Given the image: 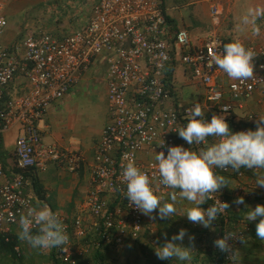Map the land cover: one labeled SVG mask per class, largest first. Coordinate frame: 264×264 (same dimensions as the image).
Listing matches in <instances>:
<instances>
[{
	"label": "built area",
	"instance_id": "2783aa9c",
	"mask_svg": "<svg viewBox=\"0 0 264 264\" xmlns=\"http://www.w3.org/2000/svg\"><path fill=\"white\" fill-rule=\"evenodd\" d=\"M210 8L212 14L217 13L214 4ZM6 26L0 4V34ZM223 45L218 35L192 45L185 29L170 37L161 0H96L85 24L61 37L39 30L12 44L0 42V143L6 131H17L12 162L0 159V234L4 239L18 235L20 216L29 207L48 205L29 184L25 172L43 171L51 162L75 170L82 161L80 154L44 142L38 122L50 103L63 97L96 57L106 63L109 117L100 132L85 198L71 216L52 209L61 217L69 237L67 244L54 252L62 261L74 262L72 256L83 252L77 249L78 240L85 239L89 231H95L106 244L141 236L146 215L124 196L123 166L134 159L152 177L163 203L171 190L158 185L155 152L167 155L170 146L197 147L188 145L176 132L187 122L186 109L192 104L174 106L165 83L166 68L175 53L192 79L202 83L212 113L225 115L226 121L236 106L242 108L245 98L256 91L264 93V46L248 45L254 54L253 77L237 81L212 63L211 57L221 52ZM219 73L226 82L216 79ZM248 115L258 117L253 112ZM211 117L204 114L206 120ZM163 140L164 145H159ZM242 174L239 170L233 175L239 178ZM226 194L225 187L212 194L210 205L218 199L227 202ZM222 217L226 222L227 210ZM229 232L234 237L229 240L234 252L225 253V258L234 264L235 244L242 235L225 228L222 237Z\"/></svg>",
	"mask_w": 264,
	"mask_h": 264
},
{
	"label": "clouds",
	"instance_id": "9594fccd",
	"mask_svg": "<svg viewBox=\"0 0 264 264\" xmlns=\"http://www.w3.org/2000/svg\"><path fill=\"white\" fill-rule=\"evenodd\" d=\"M261 17H264V8L249 7L241 14L239 26L244 29L251 25L258 31L255 22ZM253 57L251 49L239 40H233L224 44L223 50L214 54L211 60L228 78L244 81L253 77ZM186 119L187 122L176 132L188 145L197 147L170 146L167 155L163 151L155 152L158 185L171 190L168 200L161 203L162 198L157 195V186L153 184L152 177L138 167L134 159H129L123 166L120 180L127 201L143 214L152 216L156 212L160 219L172 217L179 197L188 202L189 206L185 208L188 220L212 229L213 221L229 209V204L219 199L206 209L201 207L212 199V194L228 185L225 176L217 174L216 170L251 169L256 176L255 185L264 187V172L258 171L264 170V115L258 116L255 130L234 132L229 128L225 115L214 114L210 120H206L201 104L193 100L191 107L186 109ZM164 143L163 140L159 145L163 146ZM234 203L241 205L245 201L239 197ZM246 207L245 219L251 222L259 218L255 234L264 240V204H257L255 208ZM19 228V239L34 249L61 248L69 239L61 217L44 203L29 207L25 214H21ZM186 234V230L181 229L157 246V257L161 260L174 258L190 264L193 249L183 246ZM233 238L230 232L225 233L214 241V246L221 252L232 254L234 250L229 240ZM232 261L235 262V257Z\"/></svg>",
	"mask_w": 264,
	"mask_h": 264
},
{
	"label": "crops",
	"instance_id": "0c3cea01",
	"mask_svg": "<svg viewBox=\"0 0 264 264\" xmlns=\"http://www.w3.org/2000/svg\"><path fill=\"white\" fill-rule=\"evenodd\" d=\"M15 1L17 2V0H2L7 19V28L2 33L5 44H12L22 38L29 26L61 37L85 24L90 7L96 0H18L22 3L19 5H15ZM161 1L170 37L178 29H185L192 45L201 44L212 35L220 36L224 44L241 38L243 30L236 23L234 27L231 18L229 19L232 5L238 0ZM211 4L217 7L216 14L211 13ZM31 7H38V12H29L26 15L25 10ZM19 15L22 16L21 20H15ZM180 62L179 53L176 52L168 63L165 73L166 85L170 88L173 105L182 108L195 100L201 104L204 114L214 115L212 107L204 99V89L192 79L190 70ZM174 67H182V71L189 74V78L185 74L181 79L174 78ZM216 79L226 82V77L222 73H219ZM256 92L259 98L255 107L260 116L264 112V93L261 95L260 92ZM189 98L191 99L188 102ZM100 103L104 106L105 121L97 129L89 116L98 108L92 105L99 106ZM238 109L240 108L236 106L235 111L237 112ZM108 117L106 63L101 57H96L79 81L63 97L50 103L38 122L44 142L54 143L62 149L80 154L83 158L75 170H69L65 164L59 166L51 162L43 171L25 172L29 184L51 209L65 216H71L85 198L89 189L93 156L98 146L100 132ZM16 135V129L12 128L6 131L1 139L0 144L4 145L6 138L10 137V144L3 147L9 153L13 149ZM225 178L228 179L229 186L236 181L234 175H226ZM154 217L156 222L160 220L157 215Z\"/></svg>",
	"mask_w": 264,
	"mask_h": 264
},
{
	"label": "rangeland",
	"instance_id": "374dc122",
	"mask_svg": "<svg viewBox=\"0 0 264 264\" xmlns=\"http://www.w3.org/2000/svg\"><path fill=\"white\" fill-rule=\"evenodd\" d=\"M0 4H2L3 6V12L5 15V11H4V3L2 2V0H0ZM15 5H19L22 4L21 1L17 2L15 1L14 3ZM249 7H260V8H264V0H238L234 5H232V11H231V16L229 17V19L231 18L232 23H236L239 26V18L241 16V14ZM6 8V7H5ZM29 12H38V7H31L25 10V14L28 15ZM8 18H10L11 20H13L11 17L8 16ZM22 16H16L15 20H21ZM227 18V20H229ZM23 23H25V20H23ZM27 25V24H26ZM236 25V26H237ZM235 27V24H234ZM240 27V26H239ZM255 27L257 30H254L253 27L251 25L247 26L246 28L242 29V34H241V38L239 39L240 42H242L245 47L247 48L248 45H254L257 46L258 44L261 46H264V17H261L259 19L256 20L255 22ZM7 27H5L6 29ZM25 29L27 27H24ZM241 28V27H240ZM4 29V31H5ZM33 30V31H30ZM35 31H39V29H36L33 26H29L26 30V32L24 33V36L29 33V32H35ZM41 31V30H40ZM4 36L3 34H0V42L2 43H6L4 42ZM180 60V58H179ZM181 63V62H180ZM179 65V64H177ZM184 74L189 78V74L184 73L182 71V67H174V73L173 76L174 78L179 77L180 79L183 78ZM172 79V78H171ZM193 81V80H192ZM194 82V81H193ZM198 85H200L202 88V83L200 81H195ZM194 82V83H195ZM259 98V94L257 92L252 93L249 97L245 98L243 100L244 102V106L243 108H240L237 110L236 115L234 116V119L237 120V117H239V113L240 112H259L258 109L255 107V104H257V99ZM191 98L187 99V101L189 102ZM95 100V97H94ZM241 101V100H240ZM98 107L95 112H92L89 116L90 121L92 120V122H94L95 124V128H99V126H101V124H103L104 117H103V110H104V106L102 103L98 105H92V107ZM90 107V106H88ZM93 110V109H92ZM264 115V112H263ZM232 131H239L238 129H234ZM11 139L8 136L6 138L5 144H10ZM3 144H0V159L2 162L8 164L11 163V156L10 153L5 150ZM49 165V164H48ZM234 179V178H233ZM228 180V179H227ZM235 182L233 181V185L231 184V186H227L225 188H227V193L229 194H234V201L239 198V197H247L249 196V192L251 189L256 188L257 186L255 185V181L251 180V178H249V176L247 174H245L243 172L242 176L239 178L235 177ZM236 192V193H235ZM168 199H165V201ZM245 201V200H244ZM247 203V201H245ZM246 203L241 204V205H237L235 204V207H244L246 206ZM176 212L173 214L172 217H169L168 219L171 221V224H167L170 226L169 229H171L169 232H172L171 235H175L177 234L181 229L186 230V236L183 240V246L188 247L187 245H185L186 242H190L191 248L193 249L191 251V254H195L197 247H201V250H203L202 255L199 254V260H203V264H208V254L206 252L211 251V250H216V247L214 246V241L216 239L219 238V233H218V222L213 221L212 224V229L206 228L204 234L202 235V237L204 239H202V241H198L197 239V235L194 232L191 231H187V227L185 226V223L187 224H192V225H196L197 227H203L200 224H196L191 222L190 220H188L187 216L185 215V208L188 205V202L186 200H181V199H177L176 202ZM209 206H205L202 208H207ZM156 212H154L152 214V216L146 215V219H145V231L144 233L135 238V239H130V238H126L123 243L121 244H116L113 242H109L106 244L108 251H107V259H106V264H143L144 263V256L148 255L149 257H151L153 259V256L156 257V259H159L155 253V248L157 246H159L158 241L161 240V236L157 235L156 230H157V222L156 219L153 218ZM227 216H228V211H227ZM227 223L225 224V226L227 228H229L230 230H232L234 233H241L242 238L236 242L235 247L237 245H239V243H241V240L243 239L244 236V230L247 229L248 227L245 225L244 222L239 221V222H231L229 220L226 221ZM17 227V225H15ZM164 227V226H162ZM14 229V226L13 228ZM191 237V239H190ZM158 239V241H157ZM76 240V239H75ZM198 241V242H197ZM85 243V240H78L77 243V249H81L83 252L85 253V257L80 258V260L82 261L83 264H95L94 261L90 258L91 254H92V249L90 248L88 251V248H85V246H83L82 244ZM82 245V246H81ZM150 245V247H149ZM237 247H236V251H237ZM87 249V251H86ZM150 249V250H149ZM27 251H30L31 253H33V250L31 249L30 246L27 247ZM91 251V252H90ZM31 255V254H30ZM33 255V254H32ZM237 259H238V263L241 260L239 257L235 256V262L234 264H237ZM248 264H251V262L249 263V261H246ZM214 264V263H212Z\"/></svg>",
	"mask_w": 264,
	"mask_h": 264
},
{
	"label": "trees",
	"instance_id": "16d2710c",
	"mask_svg": "<svg viewBox=\"0 0 264 264\" xmlns=\"http://www.w3.org/2000/svg\"><path fill=\"white\" fill-rule=\"evenodd\" d=\"M165 83L166 79H165ZM249 112H240L239 118L237 120L234 119V116L236 115V111L231 112V116L227 118V123L229 125V128L231 130L238 129L241 131V128H247L255 130L256 128V121L257 118H250ZM257 113L258 112H253ZM259 116V115H258ZM211 139V138H209ZM240 171L249 176L251 180H256V176L254 175L253 171L251 169H240ZM261 172H264V170H258ZM236 171H229V172H221L217 173L219 175H233ZM228 188V187H227ZM226 188V193H227ZM249 196L243 197L245 201H247L246 205L250 206L252 208H255L257 204H264V187L257 186L254 189H251L249 192ZM234 194H226V200L229 204L228 216L227 220L231 222H239L242 221L245 223V225L248 227L244 230V236H243V243H239L236 251L235 247V254L236 257H239L241 260L237 264H248L246 261L251 262V264H264V240H260L256 237L255 234V227L256 223H258V219L256 221L248 222L245 219V213L247 211V207L243 205V207H235L234 203ZM210 206L209 201H206L204 204L201 205V207ZM216 222H218V233L219 238L222 237V234L224 233L225 228L228 231H232L229 228L225 226L227 222L224 221V218L221 216L219 217ZM185 226L187 227V231L194 232L197 235L198 241H202L204 239L202 235L205 232V227H197L196 225L187 224L183 222ZM157 235H160L162 238L160 241H158L159 245H162L166 239H171L173 235L172 232H169L171 229L169 225L171 224V221L166 219H160L157 221ZM164 226V227H162ZM85 243L82 244L83 246H86L85 248L89 249L91 248L92 254L90 258L94 261L95 264H106L107 257V251L108 248L106 246V243L102 241L100 236L96 234L95 231H89L85 235ZM98 241L99 245H96V242ZM197 241V242H198ZM177 243H180L179 241ZM15 245H19V249H15ZM185 245L188 247H191L190 242H186ZM30 246L26 241H23L19 239V236L15 233L11 235V238L9 240H5L4 236L0 234V264H83L80 258L85 257V253L81 254H74L72 258L74 259V262H64L60 258H58L54 252V248L46 249V250H40V249H34L31 246V249L33 250V253L30 251H27V247ZM150 247V245H149ZM151 248V247H150ZM150 250V249H149ZM87 251V249H86ZM90 251V252H91ZM203 252L201 250V247H197L196 253L192 254V260L190 261V264H203V260H199V254ZM208 254V264H227V260L225 258V253L221 252L216 248V250H211L206 252ZM31 254V255H30ZM33 254V255H32ZM201 253L200 255H202ZM143 264H184V262H180L177 260L169 259V260H161L156 259V257L153 256V259L149 257L148 255L144 256V263Z\"/></svg>",
	"mask_w": 264,
	"mask_h": 264
}]
</instances>
